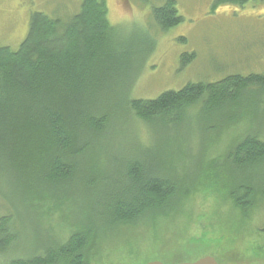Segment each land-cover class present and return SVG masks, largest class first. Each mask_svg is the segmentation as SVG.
I'll return each mask as SVG.
<instances>
[{
    "label": "trees",
    "instance_id": "trees-1",
    "mask_svg": "<svg viewBox=\"0 0 264 264\" xmlns=\"http://www.w3.org/2000/svg\"><path fill=\"white\" fill-rule=\"evenodd\" d=\"M251 1L264 3L216 0L214 9ZM153 16L162 31L183 21L176 0L155 7ZM131 56L109 21L106 0H82L66 22L32 12L19 48L0 46V190L6 184L27 200L24 188L31 206L35 198H49L76 228L54 250L0 264H88L89 252L99 253L97 236L141 227L155 233L185 212L199 189L231 198L241 223L260 209L264 184L250 173L264 163V73H235L153 99L133 98L145 58L137 68ZM194 57L183 54L182 65ZM245 118L252 121L249 131L209 158L217 138ZM133 120L148 140L139 134L118 144L120 127ZM170 148L178 149L177 159H165ZM96 207L102 209L99 226ZM15 239L11 218L0 217V254Z\"/></svg>",
    "mask_w": 264,
    "mask_h": 264
},
{
    "label": "rangeland",
    "instance_id": "rangeland-1",
    "mask_svg": "<svg viewBox=\"0 0 264 264\" xmlns=\"http://www.w3.org/2000/svg\"><path fill=\"white\" fill-rule=\"evenodd\" d=\"M81 1L0 0V46L19 48L28 34L32 12H43L66 22L80 10ZM106 1L109 21L132 50L129 62L138 68L145 58L131 87L133 98L153 99L191 82L217 81L235 73H264L263 2L223 3L214 9L216 0H176L183 21L162 31L154 20L153 9L166 0ZM150 40L154 42L152 50ZM186 53H194L195 57L183 66L181 57ZM260 116L264 130V112ZM251 123L245 118L224 131L209 149V158L224 153L238 135L249 131ZM120 128L118 144L139 134L148 140L140 122L133 120ZM178 154L177 148H170L165 159H177ZM250 176L264 184V163ZM0 191V217L11 218L16 234L15 241L0 254V262L43 255L47 248L54 250L57 244L64 243L76 229L75 221L65 220L64 208L49 198H35L31 206L24 188L21 193L27 200L13 194L6 184L1 185ZM260 204V209L241 223V214L231 198H219L207 189H199L187 199L185 212L155 233L154 229L150 228V234L141 227L122 231L120 235L115 232L97 236L99 253L89 252L88 264H144L150 260L175 264L204 255L214 256L220 264H264V201ZM101 210L96 207L93 221L97 226L102 223ZM152 234H157L154 242ZM62 263L59 260L58 264Z\"/></svg>",
    "mask_w": 264,
    "mask_h": 264
},
{
    "label": "water",
    "instance_id": "water-1",
    "mask_svg": "<svg viewBox=\"0 0 264 264\" xmlns=\"http://www.w3.org/2000/svg\"><path fill=\"white\" fill-rule=\"evenodd\" d=\"M146 264H164L160 260H150ZM176 264H220L212 255H204L194 261L179 262Z\"/></svg>",
    "mask_w": 264,
    "mask_h": 264
}]
</instances>
